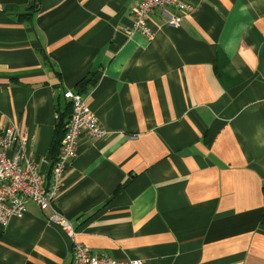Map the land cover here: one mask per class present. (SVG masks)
I'll list each match as a JSON object with an SVG mask.
<instances>
[{
	"label": "crops",
	"instance_id": "crops-1",
	"mask_svg": "<svg viewBox=\"0 0 264 264\" xmlns=\"http://www.w3.org/2000/svg\"><path fill=\"white\" fill-rule=\"evenodd\" d=\"M38 1L0 0V130L48 173L64 93L95 74L82 95L105 136L81 137L55 202L75 241L142 264H264V0H186L177 26L154 9L152 38L123 32L142 0ZM27 206L0 224V264H72L51 209Z\"/></svg>",
	"mask_w": 264,
	"mask_h": 264
},
{
	"label": "built area",
	"instance_id": "built-area-1",
	"mask_svg": "<svg viewBox=\"0 0 264 264\" xmlns=\"http://www.w3.org/2000/svg\"><path fill=\"white\" fill-rule=\"evenodd\" d=\"M175 9L167 15V23L177 26L185 15L194 11L186 0H142L134 10L131 28L123 29L127 36L141 34L154 36L147 25L148 15L154 9ZM65 98L73 105L62 148L57 160L51 163L48 173L42 172L30 153L24 151L26 136L13 126L0 130V224L6 227L11 219L28 213V202L41 209H51L49 222L59 227L74 242L72 264H142L140 260H119L108 255H97L88 246L75 241L76 230L56 208L55 202L62 189V182L83 135L92 139L105 136V129L90 110L82 94L66 91Z\"/></svg>",
	"mask_w": 264,
	"mask_h": 264
},
{
	"label": "trees",
	"instance_id": "trees-1",
	"mask_svg": "<svg viewBox=\"0 0 264 264\" xmlns=\"http://www.w3.org/2000/svg\"><path fill=\"white\" fill-rule=\"evenodd\" d=\"M39 4V1L38 0H35V5L31 8H29V10H32V12L35 14L37 12L36 10V5ZM40 52L44 53V51L41 49ZM42 56V59L44 61L45 64L49 65V66H52V62L51 60L49 59V57L44 54V55H41ZM55 74L58 75L59 77H61V74L60 72H57L55 71ZM94 77H95V74L94 73H91L89 74V76L85 79H83L76 87V91L77 93H80V94H86L88 89L90 87H93L95 85V80H94ZM66 93V92H65ZM64 93V94H65ZM64 98H65V95H64ZM68 102V106L66 108V110L64 111L63 114L60 113V115L58 116L57 115V119H56V128H55V132H54V139H53V143H52V148H51V154L52 156L55 158L56 156L59 157L60 153L57 154L58 152H61V148H62V140H63V137L66 133V127H67V124H68V121L69 119L71 118L72 116V113H73V105H72V102L65 98ZM68 119V121H67ZM55 160H57V158ZM263 222H264V217H263Z\"/></svg>",
	"mask_w": 264,
	"mask_h": 264
}]
</instances>
